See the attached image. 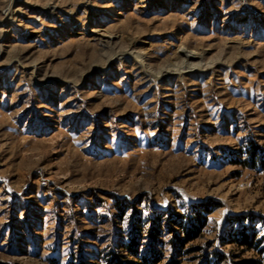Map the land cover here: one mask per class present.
<instances>
[{"label":"rangeland","instance_id":"rangeland-1","mask_svg":"<svg viewBox=\"0 0 264 264\" xmlns=\"http://www.w3.org/2000/svg\"><path fill=\"white\" fill-rule=\"evenodd\" d=\"M1 37L0 264H264V0H0Z\"/></svg>","mask_w":264,"mask_h":264},{"label":"trees","instance_id":"trees-1","mask_svg":"<svg viewBox=\"0 0 264 264\" xmlns=\"http://www.w3.org/2000/svg\"><path fill=\"white\" fill-rule=\"evenodd\" d=\"M200 208H202V211L204 212L205 215H200V213H195V224L193 223H189L187 226H182V224H177V226H179L182 229V233H183V238H180L178 236H175V240L178 242V244L180 245V248H183L184 245H186L187 243L195 240L196 238L199 237V235L202 232V229L204 228L205 224H206V215H209L212 211L213 208H208L207 204L205 205H200ZM174 223V222H173ZM239 237L238 239L233 240V243H235L237 246L241 247V248H245L246 250H254V249H258L259 245L262 242L261 240H256L257 238V233L253 230L250 229V231L247 233L245 227H241L240 231L238 232ZM264 240V238H263ZM128 250H130L132 253H134V255L136 254V252H133L131 250L130 246L126 247ZM194 251H198V248H195L193 250H187V252H194ZM264 249H259L258 253H263ZM153 256L151 259H148L146 257L142 258V264H160L161 259H160V255H158V253H152ZM218 260H221L223 257L220 254H217ZM168 264H177L175 261H171ZM244 264H260L259 262H253V261H248V262H244Z\"/></svg>","mask_w":264,"mask_h":264},{"label":"bare ground","instance_id":"bare-ground-1","mask_svg":"<svg viewBox=\"0 0 264 264\" xmlns=\"http://www.w3.org/2000/svg\"><path fill=\"white\" fill-rule=\"evenodd\" d=\"M15 2H18V3H20V1H15ZM7 10V9H6ZM15 11V10H14ZM8 14V13H7ZM10 14V13H9ZM15 18V17H14ZM16 20V19H15ZM13 18H12V20H10V21H8V23H11V22H13V21H15ZM5 22V21H4ZM97 32V31H96ZM98 34H100L99 32H97ZM99 36H102V35H99ZM103 38H104V36H103ZM99 41H102V39L101 38H99L98 39ZM1 42H2V37L0 38V50H1ZM189 58H193V56H191V55H187V59H189ZM184 69V68H183ZM189 69V68H188ZM175 71H177L178 72V70H174V72ZM180 72H181V70H179ZM173 72V71H172ZM171 72V73H172ZM183 73V72H182ZM176 74V73H175ZM184 74V73H183Z\"/></svg>","mask_w":264,"mask_h":264}]
</instances>
